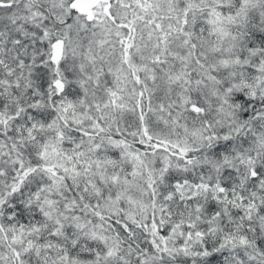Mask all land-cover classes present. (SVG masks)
Instances as JSON below:
<instances>
[{"label":"snow or ice","instance_id":"snow-or-ice-1","mask_svg":"<svg viewBox=\"0 0 264 264\" xmlns=\"http://www.w3.org/2000/svg\"><path fill=\"white\" fill-rule=\"evenodd\" d=\"M0 264H264V0H0Z\"/></svg>","mask_w":264,"mask_h":264}]
</instances>
